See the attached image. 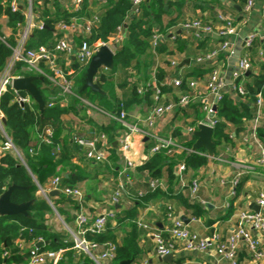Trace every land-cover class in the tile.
<instances>
[{"label": "trees", "instance_id": "1", "mask_svg": "<svg viewBox=\"0 0 264 264\" xmlns=\"http://www.w3.org/2000/svg\"><path fill=\"white\" fill-rule=\"evenodd\" d=\"M64 1L67 0H33V11L37 16L36 20H42L44 27L33 30L28 41V47L37 48L59 36L56 33V25L59 21L70 22L73 17H89L91 15L89 10L91 0H82L81 7L76 11L65 8L63 6ZM185 1L146 0L141 2L138 11H135L133 0H106L107 9L100 15L89 41L102 39L109 42L111 37L117 33L118 27L125 25V23L127 24V32L115 52L113 68H103L96 74L95 82L100 91H93L89 87L82 90L86 80L87 66L79 63L74 65L75 77L72 91L76 96L72 98V107L77 112H83L81 119L84 122L94 124L97 131L106 133L109 139L114 140L117 130L122 128L123 124L113 119L108 125H97L92 118L87 116V108L90 105L84 103L79 97L88 99L92 104L113 115H119L124 109L128 111L135 105L148 106L153 102L151 97L155 91L153 90V80L156 78L159 85L164 80L166 72L159 68L155 77L149 74L152 63V54L148 52L150 40L155 28L161 33L168 34L172 27L177 26L180 10ZM25 5L26 1L21 0L22 8L12 11L9 0H0V19L6 16L8 19L7 24L12 29L11 35L6 36L0 23V71L6 65L12 52V46L21 31L19 24H23L25 20ZM171 7L176 8L177 15L165 20ZM255 41L256 38L252 47L255 46ZM185 43L186 40L179 39L177 46L183 47ZM252 47L244 48L243 56L248 54ZM156 53L172 54L173 50H169L167 43L162 42L156 48ZM130 68L137 70V76L133 77L129 71ZM44 69L47 72L49 71L45 66ZM208 71L202 66L194 67L184 78H181L182 85L176 89L165 88L160 85L161 95L159 101L161 98L164 99L163 95L167 99L165 93H170L177 99V93L188 89V78L201 77ZM14 72L21 76L35 75L38 77L35 80V85L41 91L45 108L41 113L38 104L34 100L32 105L25 104L21 106L15 100L16 92L10 88L1 96L0 107L5 113L6 120L4 129L18 146L20 154L12 152L1 154L0 194L10 186L16 185L17 187L11 193V200L17 204H28V208L26 213L0 215V264H28L30 253L28 250L19 247L15 241L16 239L34 242L35 244L41 240L46 241L47 243L39 247L40 250L67 248L58 264H96L87 256L76 263L74 262V253L79 250L74 248L75 240L73 236L65 229L54 230L47 223L48 215L52 212L53 207L44 196L38 194L40 186L44 187L50 177L63 176L66 169H70L71 174L63 180L62 187L77 188L81 181L88 178L84 173L74 172L76 165L71 162L75 152L72 148V145L75 144L73 134H80L81 132L71 133L64 127L62 116L69 111L67 108H63L59 104L49 105L51 97L56 95V89L49 85L46 77L23 68L21 64L15 68ZM251 76L252 79L246 80L244 83L245 94L241 95L227 89L218 102L216 124L213 132L215 155L222 143L229 141L230 135L226 131L228 126L235 125L237 131L242 129L243 121L252 118L256 113L258 94H261L264 98V63L262 64V71ZM244 77L246 78V74ZM238 81L240 80H237L236 83H239ZM141 85L144 87V92L138 91V87ZM116 86H120L124 90L122 100L117 98ZM18 92L22 95L27 94L25 91ZM192 104L195 120L198 121L203 116L199 111L201 103L194 102ZM47 126L54 129L52 144H39V133ZM258 134L260 136L264 135V123L258 128ZM174 135L177 136L178 145H180L183 152L169 155L167 148H161L138 166L139 170L146 171L152 178L166 177L169 191L179 181L176 167L180 162H184L186 166L184 174L187 176L191 172L196 174L198 169L209 161L205 148H200L196 152L189 151L196 140V136L193 134L186 136L180 128L175 129ZM4 141L5 136L0 129V144ZM76 146L79 150L80 147ZM31 149L36 150L30 152ZM115 153L116 148L112 146V157L117 160L114 156ZM165 194L160 188L154 191L147 188L146 194L136 199L135 205L125 211L123 215H115L117 224L114 227L107 223L108 226L105 232L86 234L89 240L103 243L107 240L117 241L115 231L121 228L125 230V235L118 242L115 257L107 264H121L123 260L127 259L135 260L140 254L141 248L137 242L139 228L136 223L139 214L138 209L145 203L166 196ZM51 201L54 208L64 216L65 221L70 223L72 221L70 210L65 207H75L78 210L75 201L63 192L52 196ZM232 212L233 208L226 217H229ZM196 213L198 214V211ZM237 264H240V262Z\"/></svg>", "mask_w": 264, "mask_h": 264}, {"label": "crops", "instance_id": "2", "mask_svg": "<svg viewBox=\"0 0 264 264\" xmlns=\"http://www.w3.org/2000/svg\"><path fill=\"white\" fill-rule=\"evenodd\" d=\"M246 1L247 0H186L181 7L177 26L172 27L168 31V34L162 33L165 36L163 42L167 43L168 49L173 50V53H156V49L154 50L150 40L148 52L152 54V63L149 74L152 77H155L156 71L159 68L166 72L164 80L160 82L159 85L165 88L176 89L178 87L163 85V83L178 78H184L196 66H202L204 69H208L209 71L201 77L188 78V89L177 93V99H175L170 93H165L167 99L169 100L167 101L163 95L164 99L161 98L159 101L155 99L153 94V96H151L153 102L150 105L146 106L139 104L135 105L128 111L124 109L126 113V120L128 122H137L141 131L131 133L128 137L131 147L125 154V157L132 159L135 162V167L128 169L123 174L122 179H124L127 183L130 195H125L118 205H112L110 197L118 182V172L116 174V170L117 168L120 169L124 163V156H122L120 152L121 150L119 145L114 144V147L116 148L114 156H116L117 160H115L110 153L108 158L101 162L88 159L85 157L81 149H74V144L72 145L75 152L72 156L71 162H73L72 164H75L77 167H74V172H81L88 176L87 179L81 181L77 186V189H79L83 194V206H81L76 199L69 195L78 205V210L75 207H65L70 210L69 212L72 219L70 223H67L64 216L54 208L52 201L50 203L47 200L54 208V211L62 218L64 224L62 228L56 226L52 223V216L49 214L47 223L54 230L59 231L61 229H65L70 234L71 232L76 231V213L82 209L83 211L86 210V212H88L91 219H94L99 213L107 210L114 211L115 215H123L125 211L135 205L136 199H139L135 197V194L140 190L146 191V189L149 188L148 180L151 176L146 171L139 170L138 166L155 153L151 151L153 142H151V140L147 137L150 127L144 122V118L157 103L165 104L172 100L177 101L182 94H190L191 101L187 106L176 108L173 114H165L159 117L156 122V128L159 130L160 134L168 137L172 136V139L177 144V150L174 149V151L169 155H173L176 152L180 153L183 152V150L180 148V145H178L177 136L174 135L175 129L180 128L186 136H190L191 134L188 132V128L195 126L196 122L197 125L199 121L205 118L206 113L204 106L208 104L213 107L215 103L213 96L207 89V80L210 72L213 69H218L227 80H230L233 73L238 70L239 59L243 55L244 50L243 44L249 35L255 34L256 41L254 47L250 46L252 49H250V52L247 54L252 66L248 70L249 73L246 74L244 81L251 80V75L258 74L262 71V64L264 63V10L262 9V6L264 0H256V5L248 16L243 14V6ZM63 6L70 9L71 0L64 1ZM106 9V0H91L89 7L91 13L90 16H98L99 18ZM166 9H168V7H166ZM177 12L178 11L175 7H171L170 12L165 17V20L171 16L177 15ZM221 14L235 19L238 24V31L230 37L232 44L231 53L227 55L221 53L215 57H209L213 51L219 49L223 38L216 33L198 37L195 34L196 32L192 29L186 30L182 28V23L188 19L200 18L203 21L217 25L220 23L218 21V16ZM7 21L8 19L6 16L1 17L0 19L2 31H4L6 36H10L12 29L7 24ZM126 26L127 24L125 23L121 30L117 31V33L111 37L109 41V46L114 53L121 45H118V43L121 42L116 41V37L119 35L124 37L126 35ZM155 30L158 29L155 28L154 31ZM58 34V37L68 36L70 38H74L75 40L78 39L77 35L69 32H60ZM179 39L186 40L183 47L177 46ZM199 58L205 60L204 64L201 63L202 61H198ZM76 60L75 54L71 55L70 60L66 57V55L58 57L59 64L62 67L67 68H75L74 65L78 63ZM172 60L176 62V65L171 64ZM101 69L103 68H100V70ZM129 71L133 77L138 74L135 68H130ZM190 80L196 81L195 87L189 86L188 82ZM153 83V90H155L157 80L156 84L154 80ZM140 88H144L143 85L138 87V91ZM115 92L117 98L122 100L124 90L120 86H116ZM73 96L76 95L72 91L67 96L65 104H59L61 107L69 110L62 116L64 127L71 133L77 131L81 132L80 134L90 135L95 132H99L96 130V126L94 124L84 122L81 119L83 112H77L72 107ZM79 98L81 99V97ZM82 101L90 105V107L87 108V116L92 118L97 125H108L114 119L112 117L113 114L92 104L88 99L83 98ZM194 102L201 103V105H199V111L203 114V116L198 121L195 120L194 106L192 104ZM254 121L255 115L250 119H245L243 121V128L239 131L236 130L235 125H229L226 130L230 135L229 141L222 143L218 149V153L214 155V157L207 155L209 157L208 163L199 168L196 174L191 172L187 176L186 174L181 177L179 175V181L174 184L172 190H168L166 177L163 176L161 178L163 183L159 188L166 193V196H161L158 199L140 206L136 221L138 218L142 217L145 221L154 224L156 226L155 229L160 231L164 230L170 224V219L167 217L166 213V207L168 205H172L175 214L183 218L185 222L187 221L186 223L191 230L198 232L204 237H210L213 234H216L220 237V239L226 238L230 231L236 227V214L240 210L252 209L251 205L256 202L259 192L264 191V166L255 164L261 148L264 147V135L260 136L257 130L256 139L250 136ZM263 123L264 115L260 118L258 128H260ZM123 130L124 125L122 128L117 130L116 136ZM189 151H192V149ZM242 165H254V169L249 172H245L240 176V181L236 186L235 195L230 196L229 194L232 189L231 180L234 175L242 169L240 168ZM67 172H69V175L71 174V170L66 169L61 178L64 177ZM51 178L52 177L49 178L43 187L44 189H49ZM195 179L198 181V190L196 197H192L190 187L192 185V181ZM51 197L52 196L50 195V200ZM201 200L205 201V203H202ZM227 203H229V207H226ZM231 208H233L232 214L229 217H226L230 213ZM197 211L198 214L196 213ZM108 223L111 227H114L117 224V220L115 217H111ZM138 228L139 235L137 242L141 251L135 260H133L130 264H142L144 259H148L149 262L154 264L157 262H160V264H229L225 260L219 258L213 247L209 248L207 251L193 252L185 249L182 243H179L177 248L174 250L173 260L170 262L164 261L157 255L156 252L153 235L155 230H145L139 226ZM115 233L117 234V241L115 242L118 244L121 238L125 235V230L121 228L116 230ZM15 241L18 245L19 243H22L19 247L28 251L34 243L20 241L19 239H16ZM39 242H44V244L47 243L43 240ZM41 245H39V247ZM85 257V254L80 251H76L74 253V262L76 263ZM239 262L240 264H264V260L254 259L250 252L244 247L238 253V263Z\"/></svg>", "mask_w": 264, "mask_h": 264}, {"label": "built area", "instance_id": "3", "mask_svg": "<svg viewBox=\"0 0 264 264\" xmlns=\"http://www.w3.org/2000/svg\"><path fill=\"white\" fill-rule=\"evenodd\" d=\"M26 5L24 7L25 20L21 26V31L16 37L15 44L12 46L11 55L4 68L0 71V100L1 96L7 91L8 88L16 92V101L24 106L25 104L32 105L33 98L29 93L22 95L16 91L12 84L16 77L21 75L15 74V68L21 64L23 68L29 69L38 73L42 77H46L50 82L49 85L56 89V95L51 97L49 105L60 104L64 105L67 96L73 90L75 68L62 67L58 62V57L66 55L70 60L72 54L76 55V61L79 64L86 65L90 63L92 57L96 54L99 48L103 45H108L109 42H105L102 39H96L92 42L89 38L94 32L98 23V16H81L73 17L70 22L61 20L56 25V33L69 32L78 36V39L70 38L68 36L55 37L41 44L37 48L28 47V41L35 28H43L44 22L42 20H36L37 16L33 11V0H24ZM146 0H133L134 10L138 11V6L141 2ZM82 0H71V11H76L81 7ZM9 4L12 11H17L21 6V0H9ZM256 0H247L243 6V14L248 16L254 9ZM264 10V3L262 6ZM217 25L213 23L203 21L200 18L188 19L182 23V28L186 30L196 29V35L198 37L203 36L204 33H216L223 41L218 50L213 51L209 57H215L221 53L229 54L232 52L231 38L238 31V24L235 19L226 17L224 15L218 16ZM122 26L118 27V31ZM165 36L155 30L151 37V45L154 50L163 42ZM255 34L247 36L244 41V48L252 46L255 39ZM122 35L116 37V41L121 42ZM110 47V46H109ZM111 48V47H110ZM198 61H205L201 58ZM172 65H176L174 60L171 61ZM44 66L49 69L45 71ZM252 64L248 55H242L239 59L238 70L233 73L230 80H227L224 75L218 70L213 69L207 80V89L213 96L217 103L223 96L225 90H231L238 94H245L244 89V75L251 68ZM104 68V67H102ZM106 69V68H104ZM100 70V69H99ZM99 72V71H98ZM96 79V76H95ZM237 80L239 83H236ZM156 84V79H154ZM189 86L195 87L196 81L190 80ZM163 85L179 87L182 85L181 78L164 82ZM144 88H140L139 92H143ZM161 95L160 85L156 84L155 87V99L159 100ZM83 100V98H81ZM191 101L189 93L182 94L177 101H170L165 104L157 103L149 114L144 118V122L150 127V131L147 133V137L153 142L151 151L156 152L161 148H167L168 154H171L174 149L177 150V144L172 139V136H163L156 128V122L159 117L165 114H173L176 108L185 107ZM264 98L261 94H258L256 101V114L255 121L253 123L250 136L257 138V130L260 124V118L264 115ZM206 116L199 123L215 127L216 116L214 114L213 107L206 104L204 106ZM115 120L121 122L124 125V130L116 136L114 140L109 139L108 135L104 132H95L93 134H73V139L76 145L83 151L85 157L97 162L105 161L111 153V148L114 144L119 145L120 152L124 156V163L118 170V182L110 197L112 205H118L125 195H130L128 191V185L122 179L123 174L130 168L135 167V162L132 159L125 157L126 153L130 150V143L128 137L131 133L140 132V127L137 122H128L126 120V113L124 110L119 115L112 116ZM5 113L0 107V129L5 136V141L0 144V154L6 152H12L20 154L18 146L8 136L4 129ZM197 124V125H198ZM197 125L189 127L188 132L193 134ZM54 135V129L50 126L43 128L39 133V144H52ZM36 149H31L30 152ZM198 151V150H197ZM256 165L264 166V147L261 148L260 154L255 161ZM240 171H238L231 180L232 189L230 196L235 195L236 186L240 181V176L254 169V165H242ZM186 166L184 162H180L177 165V173L181 176L184 175ZM61 176H53L50 181L49 189H44L40 186L41 193L51 203L49 192L58 190L76 199L81 206H83V194L77 188L62 187L60 182ZM163 180L155 177L148 180V186L151 191L161 187ZM198 190V181L195 179L192 181L190 187L192 197H196ZM146 194V191L140 190L135 194L136 198H141ZM2 194H0L1 197ZM202 203L205 201L201 200ZM256 204L260 206L259 211L252 209L240 210L236 214V227L233 228L229 235L220 239L216 234L210 237L201 236L196 231L191 230L188 224L183 218L176 215L172 205L166 207L167 217L170 219L169 226L164 230L155 229V225L145 221L142 217L138 218L136 223L139 227L145 230H152L154 235L155 247L157 255L162 258L170 252H174L179 243H182L184 248L188 251L201 252L207 251L213 247L220 259L225 260L229 264L238 263V253L244 247L251 256L256 260H264V191L259 192L256 198ZM229 207V203L227 206ZM84 208V207H83ZM111 217H115L114 211H103L91 219L88 212L80 210L76 213V226L77 230L71 232L75 245L74 248L91 258L96 264H107L116 255L118 244L115 241L107 240L103 243L89 240L86 237L87 233L100 234L106 231L107 223ZM258 234V235H255ZM21 246L22 243H19ZM67 248H58L55 250H40L37 244H34L29 249L30 259L28 264H58L62 259ZM142 264H154L144 259ZM155 264H160L157 262Z\"/></svg>", "mask_w": 264, "mask_h": 264}, {"label": "water", "instance_id": "4", "mask_svg": "<svg viewBox=\"0 0 264 264\" xmlns=\"http://www.w3.org/2000/svg\"><path fill=\"white\" fill-rule=\"evenodd\" d=\"M193 31H196V29H192ZM203 35L208 36L211 35L209 33H204ZM121 43H118L120 45ZM244 46V44H243ZM114 55L115 53L108 45H103L99 48V50L96 52V54L92 57L90 63L87 66L86 70V80L82 87V90L89 87L93 91H100L99 86L95 82V76L98 73L99 69L104 67L106 69H111L114 66ZM205 61H202L201 63L204 64ZM249 72L247 71L246 74ZM38 77L35 75H29V76H21L16 77L13 80V88L16 91H25L31 95L33 100L38 104L39 110L41 113L43 112L45 108V101L43 99V96L41 94L40 89L35 85V80H37ZM217 101H215L213 105L214 114L217 113ZM4 124L6 123V120L4 119ZM213 132L214 128L199 123L197 125L196 130H194L193 135L196 136V140L192 145V151L196 152L200 148H205L207 155L210 157H214L215 155V148L213 145ZM74 149H77V146L73 145ZM69 172H67L64 177L60 179V182H63L64 178L68 177ZM16 185L10 186L5 192L2 193L0 197V215H7V214H18V213H26L28 204H17L14 203L11 200V193L16 188ZM58 190H53L49 192V195L54 196L58 194ZM251 208L255 211L260 210V206L258 204L253 203L251 205ZM187 222V221H186ZM44 244V242H39L37 245ZM174 257V253L170 252L169 254L165 255L161 259L164 261H172ZM133 261V259H127L123 260L121 264H130Z\"/></svg>", "mask_w": 264, "mask_h": 264}, {"label": "rangeland", "instance_id": "5", "mask_svg": "<svg viewBox=\"0 0 264 264\" xmlns=\"http://www.w3.org/2000/svg\"><path fill=\"white\" fill-rule=\"evenodd\" d=\"M11 28V27H10ZM11 30V29H10ZM4 32V31H3ZM75 77V76H74ZM74 80V78H73ZM100 108V107H99ZM40 191V190H39ZM38 194L40 196H43V194L41 192H38ZM50 215L52 216V223L55 224L56 226H59V227H63V221H62V218L54 211V208L52 210V212L50 213Z\"/></svg>", "mask_w": 264, "mask_h": 264}]
</instances>
